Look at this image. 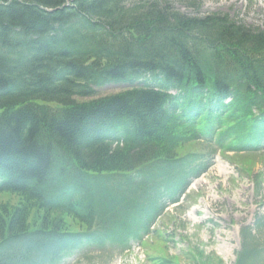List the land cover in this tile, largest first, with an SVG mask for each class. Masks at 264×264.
<instances>
[{"label": "trees", "instance_id": "obj_1", "mask_svg": "<svg viewBox=\"0 0 264 264\" xmlns=\"http://www.w3.org/2000/svg\"><path fill=\"white\" fill-rule=\"evenodd\" d=\"M113 84L139 85L76 101ZM197 141L264 147V30L168 1L0 0V195L17 198L0 204V264L146 245L167 204L151 195L173 181L180 200L190 181L173 169L193 162L178 150ZM256 256L244 241L236 264Z\"/></svg>", "mask_w": 264, "mask_h": 264}, {"label": "rangeland", "instance_id": "obj_2", "mask_svg": "<svg viewBox=\"0 0 264 264\" xmlns=\"http://www.w3.org/2000/svg\"><path fill=\"white\" fill-rule=\"evenodd\" d=\"M140 1L144 0H127V5ZM157 1H168L188 16L226 15L237 23L264 30V0ZM131 87L128 84L104 86L96 89L93 97L76 98V101L83 103L114 96ZM189 155L198 156L195 165L187 167L183 164L173 169L181 172L183 180L204 170L208 163L210 165L193 181L187 198L179 205H171L157 220L155 234L143 238L144 244L150 246L130 241L125 249L109 244L101 252L94 247L79 248L54 264H159L152 261L154 255L168 259L170 264H236L244 241L257 251V256L248 264H264V225L257 226V220L264 216V148L259 152H222L206 143L186 142L178 150L177 158L185 159ZM157 169L149 171L156 182L164 178L154 174ZM143 172L123 175L124 179L117 175L115 181L128 178L136 183L143 178ZM94 177L98 181H92L93 186L105 180ZM174 177L171 176L172 180ZM172 185L173 181L169 185L161 184V190L151 196H158L163 204L175 195L164 189ZM117 189V196L124 195L122 192L126 190L120 183H117ZM3 202L15 204L17 198L0 195V204ZM247 227L252 228L248 240L244 237Z\"/></svg>", "mask_w": 264, "mask_h": 264}]
</instances>
